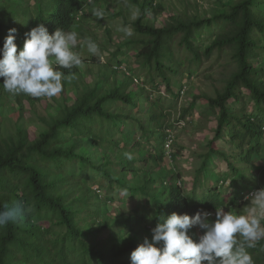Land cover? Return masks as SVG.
Wrapping results in <instances>:
<instances>
[{
  "label": "trees",
  "instance_id": "16d2710c",
  "mask_svg": "<svg viewBox=\"0 0 264 264\" xmlns=\"http://www.w3.org/2000/svg\"><path fill=\"white\" fill-rule=\"evenodd\" d=\"M32 1L0 0V47L8 29L15 28L19 51L25 33L37 24H43L49 34L56 28L75 31L84 45L87 35L83 18L92 15L93 6L106 2ZM127 2L138 10L136 19L130 21L132 35H125L107 59L108 64L116 65L111 73L122 72L119 84L108 85L105 75L91 87L84 83L85 89L70 105L63 87L54 111L38 117L40 129L34 135L17 122L8 133L3 123L10 100L22 105L21 100L29 103L39 98L12 96L0 86V210L23 204L26 211L18 221L0 228V264H130L131 252L145 237L151 241L145 232H151L161 217L172 213L191 217L199 210L215 213L221 208L243 214L244 204L249 203L245 195L254 187L264 188V178L262 186L254 181V186L247 185L243 167L238 169L223 151H218L233 172L229 183L235 186L233 193L221 197L216 187L196 192L205 161L186 190L179 173L167 170L164 164L165 157L174 156L166 152L168 133L162 120L172 106L164 107L165 97L161 95L150 99L148 91L163 84L176 100L182 86L176 91L174 84L184 74L192 76L194 69L213 56L224 58L221 64L226 71L221 87L213 96L194 98L203 100L202 114L214 115L213 139L226 136L236 150L246 146L242 162L249 163L254 155L264 160V0H232L211 16L180 13L169 15L163 23L157 21L161 4L156 5L154 0ZM88 4L91 9L86 11ZM200 32H211L207 45L195 40ZM173 49L185 52L184 59H175ZM129 50L140 67L136 73L141 77L140 84L118 69ZM93 60L100 59L94 56ZM60 70L65 78L78 73V67ZM143 96L151 101L146 125L130 112L111 110L117 102L138 109L142 103L137 101ZM229 100L239 107L230 110ZM247 101L253 103L251 112ZM22 108H18V118L23 117ZM188 112V108L180 110V118ZM137 128L141 132L133 137ZM209 150L215 149L210 145ZM125 153L136 156L129 160ZM203 156L207 158L208 154ZM209 174L215 175L212 170ZM227 176H215L216 181L223 183ZM235 178L243 180L237 184ZM101 189L105 191L104 200ZM125 190L129 196L120 197L119 191ZM121 198H137V203L119 207L124 203ZM105 202L114 204L117 210L110 213ZM209 219L214 220L215 215ZM139 225L143 229L134 236ZM201 234L198 227L189 230L194 240ZM261 245L264 239L256 248L248 249L255 264H264Z\"/></svg>",
  "mask_w": 264,
  "mask_h": 264
},
{
  "label": "rangeland",
  "instance_id": "374dc122",
  "mask_svg": "<svg viewBox=\"0 0 264 264\" xmlns=\"http://www.w3.org/2000/svg\"><path fill=\"white\" fill-rule=\"evenodd\" d=\"M91 1L92 0H87V3ZM230 1L232 0H154L156 5H162L161 12H159L157 16V21L161 23H163L165 21L164 19H167L169 15H177L180 13H187L190 16H211L215 10L222 9L223 6ZM31 3H33L32 0ZM93 7L94 9L98 7L100 10L104 11V19H97L93 15L83 18L82 23L86 24L83 26V32L87 35V38L92 37L93 41L97 43L99 52L95 56H98L100 60L98 62L97 60H93L94 56L87 52L86 46L82 45V40L80 36H78V47L74 49V51L80 55L82 64L78 66V73L66 77L64 82V89L67 97L66 102L69 105L73 103L75 95L85 89L83 86L85 85L84 83H88L91 87L99 82L100 78H104L103 75H105L108 85H114L119 84L123 77L120 71L118 73L110 72V69H115L116 65L114 62L108 64L107 59L110 53L115 50L117 44L122 41L121 39L125 37V34L120 31V28L122 26H127L132 32L130 21L136 19L138 10L135 5H129L127 0H106V2L98 3L97 7ZM89 9H91V6L88 4L85 10L89 11ZM117 13H119V16H115ZM211 32L216 31L212 29ZM211 32H200V35H198L195 40L207 45L212 39ZM173 51L175 59H178V61L184 59L183 56H185V52L175 49H173ZM224 61H226L224 58L219 59L213 56L209 61L204 62V64L197 69H194L195 73H193L192 76L184 74L181 81H177L174 84V89L176 91L180 84L182 86V94L176 100L173 99L171 95L169 96V94H167L163 84L158 85V88H148V91L152 94L150 99H154L156 96L161 95L165 97V101L163 102L164 107L169 104L172 106L171 109L164 112V117L162 119L164 128H169L170 132L168 133H170L172 138L171 146L167 148L166 152L168 155H170V152L174 153L172 158L170 156L169 158L165 157L164 164L166 165V169L179 173L183 187L188 190L193 184V177L197 169L200 167L201 163L205 161L206 167L200 173V181L195 190L197 193H202L207 191V188L216 187L221 197L231 195L235 186L229 185L230 177L233 175V172L228 169L226 161L220 157L218 151H223L237 168L240 167L238 169L243 167V174H245L246 179L249 180L247 185L254 186L252 183L254 181L256 185L259 184L262 186L261 180L264 178V160L262 158H258V156L254 155L249 163L242 162L240 158L245 154L247 150L246 146H243L241 150H236L227 140L226 136L213 139V132L215 129L214 115L209 114L206 116L202 114L204 112L202 109H204L205 106L203 100L194 98L195 96L199 97V95L203 94L213 96L215 90L221 87L220 81L224 77L226 71V67L221 64ZM118 69L137 78L139 84L141 83V77H137L136 75L140 67L138 66V62H135L134 55L132 52L130 53V50L127 52L126 58H124V64ZM168 74L173 77V74ZM60 95L61 94L53 98L41 97L39 100L29 103L26 100H21L22 105H17L13 102V99L10 100L9 107L5 110L7 118H5L3 123L4 129L8 133L13 132L15 123L17 122L26 126L29 132L34 135V133L40 129L38 117L47 115L48 110L53 112V106L56 105V100L60 99ZM145 96L140 97L137 101L142 103L141 107L138 109L129 104L117 102L111 107V110L115 113L123 111L125 113L130 112L134 118H137L139 121H144L146 125L151 101L146 100ZM228 104L230 110H235L239 107V104H236L233 100H229ZM21 106L23 107V117L18 118V108ZM247 107L248 111L251 112L253 103L247 101ZM184 108H188L189 112L186 114L187 116L181 119L179 112ZM140 132V129L137 128L133 137L137 136ZM118 136L119 134H116L115 137ZM143 143L147 145L145 141H143ZM210 145L215 149L214 152H210ZM130 154L136 156V153ZM204 154H208V157L204 158ZM210 170H212L215 175L209 174ZM227 174L228 176L223 183L216 181L215 176ZM242 180L243 179L235 178L237 184L242 182ZM242 187L245 188L244 185H242ZM119 194L120 197L124 196L122 191H119ZM100 195L104 200V189H101ZM120 197H118L117 200H120ZM121 199L124 200V198ZM135 203H137V198H128L124 200V203L119 207L133 206ZM242 203L245 202L242 201ZM106 204L110 213L117 210V208H114V204H110L109 202ZM244 205L245 207L247 206V204ZM242 211H244V208ZM140 229L143 228L139 225L132 234L134 236L140 235ZM145 233L151 236L150 231H146Z\"/></svg>",
  "mask_w": 264,
  "mask_h": 264
},
{
  "label": "clouds",
  "instance_id": "9594fccd",
  "mask_svg": "<svg viewBox=\"0 0 264 264\" xmlns=\"http://www.w3.org/2000/svg\"><path fill=\"white\" fill-rule=\"evenodd\" d=\"M92 15L104 19L105 13L96 8ZM120 31L132 35L127 26H122ZM16 32L15 28L8 29L0 47V78H3L0 86L12 96L53 98L61 94L65 73L60 69L71 70L82 64L80 55L74 51L78 47V33L56 28L49 34L43 24H37L25 33L18 51ZM84 45L89 54H98L99 47L91 38ZM125 156L129 160L133 158L130 153ZM254 189L259 190L249 195ZM252 190L244 197L249 203L243 214L221 208L215 213L199 210L191 217L176 213L161 217L151 229V241L145 237L131 252L130 264H255L248 249L256 248L264 239V188ZM123 194L129 196L126 190ZM25 214L23 204L6 206L0 210V228ZM214 215L215 219L210 220ZM194 227L202 230L196 240L189 235ZM260 250L264 251V245Z\"/></svg>",
  "mask_w": 264,
  "mask_h": 264
},
{
  "label": "built area",
  "instance_id": "2783aa9c",
  "mask_svg": "<svg viewBox=\"0 0 264 264\" xmlns=\"http://www.w3.org/2000/svg\"><path fill=\"white\" fill-rule=\"evenodd\" d=\"M167 131L170 132L169 129H167ZM171 142H172V138H171L170 133H168L167 140H166V143H165V147L166 148H170ZM255 190H259V189H254V190L250 191L249 195L251 194V192H253Z\"/></svg>",
  "mask_w": 264,
  "mask_h": 264
}]
</instances>
